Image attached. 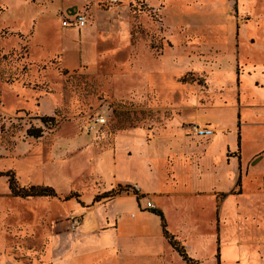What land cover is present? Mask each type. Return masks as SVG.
I'll return each instance as SVG.
<instances>
[{
	"label": "rangeland",
	"instance_id": "obj_1",
	"mask_svg": "<svg viewBox=\"0 0 264 264\" xmlns=\"http://www.w3.org/2000/svg\"><path fill=\"white\" fill-rule=\"evenodd\" d=\"M243 3L250 13L239 11L238 0H0V172L13 173L20 187L45 186L56 193L13 197L8 178L0 176V249L21 264H51L50 236L76 232L84 222L86 230L100 228L108 240L115 233L129 239L136 234L139 264H164L163 250L165 264H185L146 206L159 198L142 191L163 195L166 230L189 248L191 232L217 235L214 198L193 194L221 187L228 169L236 175L241 155L242 179L236 186V176L231 191L238 215L231 210L227 224L220 218L219 232H233L230 264H261L249 249L264 238V228L244 220V208L258 213L264 200V129L241 126L237 135V122L239 115L241 123H264V94L247 84L248 108L241 96L244 76L255 75L253 86L264 87L253 65L263 67L264 35L261 27L243 29L264 19V0ZM71 9L87 16L82 31L62 28ZM215 121L226 139L209 147L202 166L214 170L211 158L219 156L218 182L176 170L174 155L198 156V144L217 133L208 126ZM195 127L210 130L208 139L198 138ZM165 147L166 167L159 161L148 173V155ZM223 155L234 158L228 167ZM175 172L176 185L166 183ZM126 182L139 187L116 186ZM110 190L111 197L94 202ZM178 203L185 205L181 213ZM139 218L146 219L141 232L131 224ZM211 243L198 264H217L216 238ZM245 249L251 253L244 256Z\"/></svg>",
	"mask_w": 264,
	"mask_h": 264
},
{
	"label": "crops",
	"instance_id": "obj_2",
	"mask_svg": "<svg viewBox=\"0 0 264 264\" xmlns=\"http://www.w3.org/2000/svg\"><path fill=\"white\" fill-rule=\"evenodd\" d=\"M26 2V1H24ZM110 2V0H109ZM27 3V2H26ZM111 3V2H110ZM28 4V3H27ZM112 4V3H111ZM34 5V4H32ZM219 5L214 4L213 7H218ZM222 7L224 5H221ZM238 8L240 12H244V13H250L246 7L245 4L243 3V0H238ZM76 12L80 11L78 9H71L70 11H67L66 13H64L63 18L61 19V22L64 18L68 17V16H72L74 15ZM89 23V21H88ZM88 23L86 24L85 27L81 28V29H76V28H63V29H73L76 31H82L83 29H85L88 26ZM62 26V25H61ZM256 27L259 28L261 27L262 33L264 35V19H262L261 21H257V24H250L248 23L246 26H244V31L246 29H248L249 27ZM65 30V31H66ZM247 31V30H246ZM249 32V29H248ZM243 55V54H242ZM248 57H244L243 58L245 61L250 60V58ZM252 61V60H250ZM253 65H256L255 70L259 71L260 76L263 79V86H264V62H263V67L261 68L260 66L257 67L258 64H256L253 61ZM262 71V72H261ZM231 76V75H230ZM255 75H250L248 77L247 76H242L243 77V84H242V102L245 104L246 103V94H247V87L246 85L248 84L249 86L254 87V91H257L259 93L264 94V87H260L257 88L255 85L253 86V84L251 83L252 78H254ZM240 96V98H241ZM246 100V101H245ZM249 106H246V105ZM246 108L250 107L249 102L246 103ZM243 118H246L245 112L243 113ZM240 116L238 115V122H237V128H238V134L241 133V126L244 128V126H259V130H263L264 129V123H259V122H243L241 123V121H239ZM240 122V123H239ZM209 127H211L212 129H214L213 127L217 128V133L216 134H211V131L208 130L206 127L199 130L200 133H197L196 136L200 139H208L209 135L212 136L210 137V141L208 143H200L198 144V156L194 157L193 159L187 157L186 155H174V158H172L173 163L175 165L176 170L181 167L184 170H188L187 173H192L194 174L196 177H198V180H203V179H208V178H213L215 179V182H218V164H219V160L220 157L219 156H214V161H213V157L211 158L212 160V166L214 170H209L208 168H204L202 166V162H205L206 160H209L210 158L209 156V147L211 145H213L215 142H217L219 139H221V141H224L226 139V134L223 133L222 129H224V127H222L220 125L219 122L215 121L213 123H211V125H208ZM257 129V128H256ZM228 130V129H227ZM176 133V132H175ZM180 134L178 135L179 137H181L182 135V131L179 132ZM229 133V132H228ZM130 137L134 138L133 135H130ZM164 137H167L166 135H164ZM241 137V134H240ZM168 138V137H167ZM242 140V137H241ZM170 141L167 142V144ZM205 144V146L203 148H201V146ZM200 145V147H199ZM238 146V145H237ZM229 148V146H227V149ZM239 149V147H238ZM166 147L165 149H163L162 154H156V155H148L147 161L149 162L148 166H150L151 170L148 169V173H151L155 170V165L157 164V162L159 163V161L162 162V165L166 167V160L169 158V155H165L166 153ZM241 152V151H240ZM116 155H113V157H115ZM224 156V155H223ZM260 156V154L258 155H254L251 159V161H256L257 159H259L258 157ZM171 159V158H170ZM224 159L226 161V167L229 166L230 164V159L234 160L233 157H230V159L228 160L225 156ZM238 161L239 163V168L237 171V174L235 175L234 172H231L228 170H226L225 176H224V180H222V186L221 187H217V188H212L210 190V192H196L193 195H208V196H212L214 198L213 200V204H214V214H215V218L217 221V235H213L212 237L210 236H203V235H198V231L195 232H191V236L188 238L189 242L193 245V246H189L188 248V244L185 247L182 245V242H180L177 237L175 235L170 234L166 228H167V224H166V220L164 218V202L161 201V197L163 195L161 194H155L153 193H149V192H143V194H151L153 195V198H159V202H154L152 203V205L154 206V209H148L151 214L153 216L151 217H158L161 220V228H162V236L164 238L163 235V231L165 230L170 236H173L174 239L176 241H178L181 246L185 249L187 256L192 259L193 261H196L198 264V258H200L202 255L201 253H208V250L211 247V241L216 238V244H217V248H216V261L217 264H222V259H223V263L224 264H230V260H226V255L229 254L232 251L233 245L234 244H229L228 242L230 241L229 238L231 237L233 232H230L229 229H226L223 231L222 235L219 232L220 229V218L222 221V224L224 223H229V220L231 219L229 217V212L231 210L234 209L233 204H235L234 198L235 196L233 195V193L231 192L234 187H235V179L237 176V183L236 186L239 185L242 176H241V172L240 169L242 168L240 161H241V155H240V161L239 159H235ZM153 168V170H152ZM244 168V167H243ZM175 170V171H176ZM194 171V173H193ZM247 174V171L246 173ZM98 178V177H97ZM166 183H170L171 185H176L177 183V174L175 172V174L171 177V179L168 181L166 180ZM123 184V186H131V185H136L138 186V184L136 182H126V183H119L118 186L119 188L121 187V185ZM139 187V186H138ZM263 189V194L262 197L264 198V186L260 187L259 190L261 191ZM113 189V188H112ZM112 192V190L104 193H110ZM103 194V195H104ZM173 193H168L165 196H171ZM241 195V193H238ZM232 196V197H231ZM221 198V199H217V198ZM258 207L257 209H259V212L257 213L255 211V209H252L251 206H247L244 209L247 210V214L244 218V220L248 219L249 221L254 222L255 228H258L259 231H261L264 228V200H261L260 203H258ZM185 207L184 204H180L178 203V209L177 212L181 213V211L183 210V208ZM235 213L238 215V212L236 209ZM240 218V216H239ZM117 221V220H116ZM146 221V219L143 218H139L137 220H134L131 224L133 225V228H135L137 230V232H141L144 229V222ZM241 222V221H240ZM192 225H197L198 221H192L191 222ZM87 227V223L82 222L81 226L79 227L78 231L76 232H69V233H61V234H53V236H50V242H49V250L50 253L48 252L47 254V260L49 261V263L51 264H108V262L110 261H119L120 264H139L136 260V254H137V250L135 248V236L136 234H133V237L131 239L129 238H125L124 235H119L116 232V229L118 227V224L115 223V227L113 228L115 230V234L110 235V239L108 240L107 238L109 237V235H107L106 233H103V230H100V228L94 229V230H86ZM264 231V229H263ZM3 230L2 228H0V239L2 240L3 238H5L3 236ZM139 234V233H138ZM129 236V234H127ZM135 235V236H134ZM221 235V236H220ZM225 237V240L222 238ZM165 239V238H164ZM221 239H223L222 245L221 246ZM53 240L55 241V245L53 246ZM166 241V239H165ZM257 245L253 246V249H249L252 251V253H254V255L256 256V258H259V261L261 264H264V238L260 239ZM184 244L186 241H183ZM230 245H232L230 247ZM259 245H262L261 248L259 247ZM4 245L0 244V247H3ZM169 249H171L174 253H176L171 247L170 245ZM252 246V245H251ZM222 247V249H221ZM227 247V248H226ZM226 248V249H225ZM57 249V250H56ZM55 250V251H54ZM251 251H247L246 249L244 250V256H246V254L251 253ZM167 251L163 250V254H164V259H163V263H167V259H165V253ZM177 254V253H176ZM214 254V251L212 252V255ZM49 255V256H48ZM178 255V254H177ZM179 256V255H178ZM0 258H4V262H6V264H21L15 256H13L11 251H8L7 249L3 250L2 248L0 249ZM181 259V258H180ZM239 260L236 261V263H238ZM254 262V261H253ZM256 264V263H255Z\"/></svg>",
	"mask_w": 264,
	"mask_h": 264
},
{
	"label": "trees",
	"instance_id": "obj_3",
	"mask_svg": "<svg viewBox=\"0 0 264 264\" xmlns=\"http://www.w3.org/2000/svg\"><path fill=\"white\" fill-rule=\"evenodd\" d=\"M43 122L52 121L53 118H44L42 119ZM28 136L32 138H40L41 132H35L29 131ZM0 176H6L8 178L7 180V186L10 194L13 197H18L21 199H28V198H55L56 193L54 189L51 187H43V186H28V187H20L17 185V182L15 180V176L11 172H0ZM112 196V192L107 193L105 195L96 196L94 199V202H99L102 198H108ZM69 199L71 197H68ZM164 238L166 239L167 243L170 245V247L179 255V257L182 259L185 264H197L196 261H193L190 259L185 249L181 246V244L174 239L173 236H170L165 230L163 231Z\"/></svg>",
	"mask_w": 264,
	"mask_h": 264
},
{
	"label": "built area",
	"instance_id": "obj_4",
	"mask_svg": "<svg viewBox=\"0 0 264 264\" xmlns=\"http://www.w3.org/2000/svg\"><path fill=\"white\" fill-rule=\"evenodd\" d=\"M110 2L111 3H117V0H110ZM87 23H88L87 16L82 14V13L76 12L74 15L64 18L61 22V25L63 28L81 29V28L85 27ZM96 120H97L96 123L98 125H101L104 123V119H102V118H99ZM194 130L197 133H200L198 128L195 127ZM146 206L148 209H154V206L152 205L151 202H148Z\"/></svg>",
	"mask_w": 264,
	"mask_h": 264
}]
</instances>
